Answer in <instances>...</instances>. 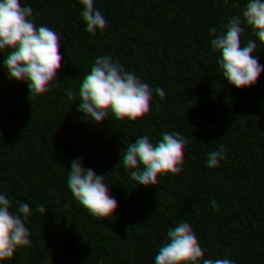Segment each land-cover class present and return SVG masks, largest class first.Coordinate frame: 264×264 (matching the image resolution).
<instances>
[{
    "label": "trees",
    "instance_id": "trees-1",
    "mask_svg": "<svg viewBox=\"0 0 264 264\" xmlns=\"http://www.w3.org/2000/svg\"><path fill=\"white\" fill-rule=\"evenodd\" d=\"M263 7L0 0V166L33 158L0 227L42 264H264Z\"/></svg>",
    "mask_w": 264,
    "mask_h": 264
},
{
    "label": "clouds",
    "instance_id": "clouds-1",
    "mask_svg": "<svg viewBox=\"0 0 264 264\" xmlns=\"http://www.w3.org/2000/svg\"><path fill=\"white\" fill-rule=\"evenodd\" d=\"M8 135V130L0 127V137ZM33 166V158L25 155L22 160L7 166H0V198L15 191L19 181ZM70 226L81 234H89L91 241L102 248L105 253H111V246L105 242L99 230V219L89 220L84 212L77 211L69 220ZM33 233L29 231V235ZM0 264H42L41 257L27 251L22 241L17 240L7 228L0 227Z\"/></svg>",
    "mask_w": 264,
    "mask_h": 264
},
{
    "label": "rangeland",
    "instance_id": "rangeland-1",
    "mask_svg": "<svg viewBox=\"0 0 264 264\" xmlns=\"http://www.w3.org/2000/svg\"><path fill=\"white\" fill-rule=\"evenodd\" d=\"M264 7L259 9L255 22L249 26L245 34L239 38V43L247 49L249 58L264 59Z\"/></svg>",
    "mask_w": 264,
    "mask_h": 264
}]
</instances>
